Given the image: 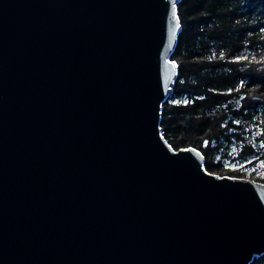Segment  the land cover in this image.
Segmentation results:
<instances>
[{"label": "water", "instance_id": "water-1", "mask_svg": "<svg viewBox=\"0 0 264 264\" xmlns=\"http://www.w3.org/2000/svg\"><path fill=\"white\" fill-rule=\"evenodd\" d=\"M180 1L0 0V264L264 254V184L162 135Z\"/></svg>", "mask_w": 264, "mask_h": 264}, {"label": "trees", "instance_id": "trees-1", "mask_svg": "<svg viewBox=\"0 0 264 264\" xmlns=\"http://www.w3.org/2000/svg\"><path fill=\"white\" fill-rule=\"evenodd\" d=\"M176 10L163 137L199 151L209 173L264 184V0H181Z\"/></svg>", "mask_w": 264, "mask_h": 264}, {"label": "snow or ice", "instance_id": "snow-or-ice-1", "mask_svg": "<svg viewBox=\"0 0 264 264\" xmlns=\"http://www.w3.org/2000/svg\"><path fill=\"white\" fill-rule=\"evenodd\" d=\"M173 17H176V9H175V5H173ZM180 26L179 20L177 19L176 22V27L178 28ZM175 35V30H173V36ZM175 67V65H174ZM185 103H187V101H185ZM190 151H195V149H190ZM197 155H199V153H197Z\"/></svg>", "mask_w": 264, "mask_h": 264}, {"label": "rangeland", "instance_id": "rangeland-1", "mask_svg": "<svg viewBox=\"0 0 264 264\" xmlns=\"http://www.w3.org/2000/svg\"><path fill=\"white\" fill-rule=\"evenodd\" d=\"M232 178H234V179H239V180H248V179H241V178H239V177H232ZM251 181L254 182V183L261 184L260 182H258V179H257V178H254V179H252Z\"/></svg>", "mask_w": 264, "mask_h": 264}]
</instances>
